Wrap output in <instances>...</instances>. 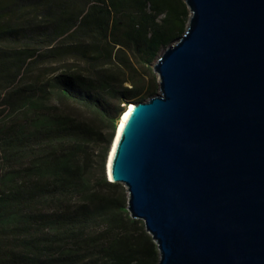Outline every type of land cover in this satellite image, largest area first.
Segmentation results:
<instances>
[{
  "label": "trees",
  "instance_id": "16d2710c",
  "mask_svg": "<svg viewBox=\"0 0 264 264\" xmlns=\"http://www.w3.org/2000/svg\"><path fill=\"white\" fill-rule=\"evenodd\" d=\"M189 18L184 0H0V264H158L107 159Z\"/></svg>",
  "mask_w": 264,
  "mask_h": 264
},
{
  "label": "water",
  "instance_id": "95a60500",
  "mask_svg": "<svg viewBox=\"0 0 264 264\" xmlns=\"http://www.w3.org/2000/svg\"><path fill=\"white\" fill-rule=\"evenodd\" d=\"M184 1L187 28L153 63L159 91L130 103L107 175L158 264H264V0Z\"/></svg>",
  "mask_w": 264,
  "mask_h": 264
},
{
  "label": "rangeland",
  "instance_id": "374dc122",
  "mask_svg": "<svg viewBox=\"0 0 264 264\" xmlns=\"http://www.w3.org/2000/svg\"><path fill=\"white\" fill-rule=\"evenodd\" d=\"M161 55V54H160ZM49 65H47V63L44 64H34L32 65L29 70L26 72L25 74V80H32L35 79L39 74H41L43 71H46L47 67ZM153 67V65H152ZM158 76V75H157ZM159 88V87H158ZM159 91V89H157V92ZM4 106L2 105V99H0V109H2Z\"/></svg>",
  "mask_w": 264,
  "mask_h": 264
},
{
  "label": "bare ground",
  "instance_id": "6f19581e",
  "mask_svg": "<svg viewBox=\"0 0 264 264\" xmlns=\"http://www.w3.org/2000/svg\"><path fill=\"white\" fill-rule=\"evenodd\" d=\"M133 106H134L133 104H130V108L128 107L126 109V111L123 113L122 117L118 121L117 127L119 126V130H118V134H117V138H116L115 145H116V143H117V141H118V139L120 137L121 131H122L124 125H125L126 120L128 119V116H129V114H130L131 109L133 108ZM115 145H114V148L112 150V153H111V156H110V159H109V166H110L111 158H112V155H113V152H114V149H115Z\"/></svg>",
  "mask_w": 264,
  "mask_h": 264
}]
</instances>
